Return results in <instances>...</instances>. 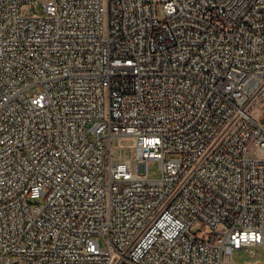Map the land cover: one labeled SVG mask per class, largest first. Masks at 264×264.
Instances as JSON below:
<instances>
[{
	"label": "built area",
	"instance_id": "2783aa9c",
	"mask_svg": "<svg viewBox=\"0 0 264 264\" xmlns=\"http://www.w3.org/2000/svg\"><path fill=\"white\" fill-rule=\"evenodd\" d=\"M255 245L264 0H0V264H234Z\"/></svg>",
	"mask_w": 264,
	"mask_h": 264
},
{
	"label": "rangeland",
	"instance_id": "374dc122",
	"mask_svg": "<svg viewBox=\"0 0 264 264\" xmlns=\"http://www.w3.org/2000/svg\"><path fill=\"white\" fill-rule=\"evenodd\" d=\"M43 4L44 2L41 1L33 7L24 5L22 6V13L25 15H42ZM37 91H39V87L34 86L27 90L26 94L32 95ZM134 152V139L129 137H118L113 139L114 162H122L127 158H132ZM147 168L150 178L161 177L162 169L159 161L152 160L149 162ZM233 261L234 264H264V249L259 245H255L251 246L248 250H236L234 252Z\"/></svg>",
	"mask_w": 264,
	"mask_h": 264
}]
</instances>
